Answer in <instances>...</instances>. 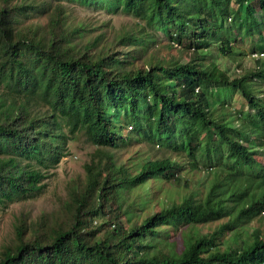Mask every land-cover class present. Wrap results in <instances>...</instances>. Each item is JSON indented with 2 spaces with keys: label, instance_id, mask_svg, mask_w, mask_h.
<instances>
[{
  "label": "trees",
  "instance_id": "16d2710c",
  "mask_svg": "<svg viewBox=\"0 0 264 264\" xmlns=\"http://www.w3.org/2000/svg\"><path fill=\"white\" fill-rule=\"evenodd\" d=\"M64 1L0 0V205L42 191L76 133L94 149L60 208L16 217L0 264H264V58L239 74L211 54L234 56L235 41L264 34V0H77L133 17L138 34L113 46L84 40ZM146 26L187 59L147 56ZM236 92L246 109L230 108ZM136 134L219 171L203 194L152 209L154 186L186 167L169 156L116 162L111 148Z\"/></svg>",
  "mask_w": 264,
  "mask_h": 264
},
{
  "label": "rangeland",
  "instance_id": "374dc122",
  "mask_svg": "<svg viewBox=\"0 0 264 264\" xmlns=\"http://www.w3.org/2000/svg\"><path fill=\"white\" fill-rule=\"evenodd\" d=\"M64 3L68 10L67 19H70L76 25H82L83 35L81 37L84 40L101 34L103 41L109 42L113 46V44L119 43V37L125 34V32H133V34H138L139 32L134 24L133 17L127 14L121 12L112 13L101 6L82 5L77 0H66ZM231 5L235 6L236 3L233 2ZM226 20L227 22H231L229 17H226ZM146 29L150 32L154 40L150 44L148 49L149 54L147 56L157 53L160 56H174L182 60L187 59V55L180 49L179 44H169V39L164 32L150 26H146ZM234 44L242 50L234 56L218 55L216 51H211V54L216 56L221 67L226 66L229 72L241 74L245 69L254 67L255 56L250 54L251 51L249 50L253 47L257 49L264 48V34L255 32L251 38H245L244 40L238 39ZM122 47L129 48L131 45H122ZM260 56L261 59L264 58V55ZM139 62L141 61L139 60ZM220 95L222 96L224 93L222 92ZM231 104L232 106L230 108L232 111L247 108L245 99H242L238 92L233 95ZM114 112L116 118H119L123 114V110L114 109ZM133 136L135 139L130 143L117 148H111L114 152L113 156L116 162H124L127 158L140 160L142 157L147 156H169L178 158L181 162H184L186 167L181 174L180 181L163 180L154 186L152 209L159 208L161 200H164L165 203L180 200L185 194H188L193 189L195 190V188H198L200 194H203L205 190L204 186L209 178L214 177L219 171L217 166H208V157L198 156V167L191 166V164H188L189 157L184 153H178L171 146H165L164 144L158 143L157 140L151 142L137 134ZM68 148L69 153L63 156L56 166L50 169V175L46 178V185L42 191L33 197L11 202L7 206L0 205V248L12 239L14 235L13 223L21 212H24L29 218H35L43 212L50 213L60 208L68 195L70 185L77 179H83L85 177L83 163L89 159L90 151L94 149V145L86 140L82 132H78L75 138L69 142ZM184 178L188 179V184L184 182ZM140 190L141 188L135 187L130 190V193L133 196ZM221 220L201 223L198 226V230H210ZM254 225L255 223L253 225L250 224L249 230Z\"/></svg>",
  "mask_w": 264,
  "mask_h": 264
},
{
  "label": "built area",
  "instance_id": "2783aa9c",
  "mask_svg": "<svg viewBox=\"0 0 264 264\" xmlns=\"http://www.w3.org/2000/svg\"><path fill=\"white\" fill-rule=\"evenodd\" d=\"M251 54L254 55L255 57H258V56H260V55H263V52H262V51H260V52H258V51H254V52H252ZM127 127H128V128H131L132 125H131V124H128Z\"/></svg>",
  "mask_w": 264,
  "mask_h": 264
}]
</instances>
